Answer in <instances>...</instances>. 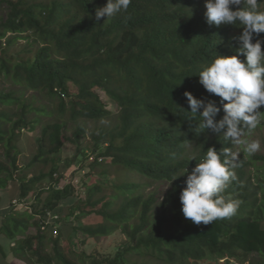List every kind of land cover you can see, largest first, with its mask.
Segmentation results:
<instances>
[{
	"label": "trees",
	"instance_id": "1",
	"mask_svg": "<svg viewBox=\"0 0 264 264\" xmlns=\"http://www.w3.org/2000/svg\"><path fill=\"white\" fill-rule=\"evenodd\" d=\"M106 3L0 0V77L25 84L49 101L59 99L57 111L46 105L34 107L15 91L0 92V105L21 106L14 112L0 108V192L19 181L21 204L38 182L50 178L55 185L60 174L56 155L65 141L78 143L85 135L79 122L110 116L115 119L112 127L101 126L91 134L94 151L99 153L89 166L110 164L150 180L169 182L170 187L161 198L157 192L141 193L137 183L114 185L118 194L126 195L125 201L114 210L112 201H107L98 210L105 223L98 225L81 224L72 216L96 206L92 196L99 185L71 188L73 196L67 188L54 190L44 199L45 205L37 197L31 213L29 207L21 209L13 201L11 206L17 208L10 209L7 201L3 205L0 193V233L15 240L12 253L28 264H264V172L251 174L245 158H239L231 169L236 178L222 193L238 202L232 216L197 225L183 216L180 203L187 174L208 148L219 152L233 145L211 130L199 128L200 119L192 118L184 93L213 102L220 108L216 121L222 119L221 98L207 92L198 72L216 55H236L234 38L243 29L210 26L205 0H131L126 13L97 21L96 9ZM25 32L33 41L11 53L15 40ZM255 39L264 41V33L253 42ZM98 86L108 100L95 92ZM260 110L264 121V106ZM42 115L50 120L44 123ZM67 119L75 124L73 138L65 135ZM39 124L43 125L36 154L27 168L37 162L52 167L27 178L18 163V142L23 130ZM253 159L264 161V155L255 154ZM71 165L72 161L65 166ZM58 202L70 204L71 212L65 219H57L55 234L42 229L39 217L46 209L56 213ZM30 225L36 229L33 234L27 232ZM119 227L130 242L114 254L86 249L88 240ZM0 251H4L1 243ZM139 257H149L152 262Z\"/></svg>",
	"mask_w": 264,
	"mask_h": 264
},
{
	"label": "clouds",
	"instance_id": "2",
	"mask_svg": "<svg viewBox=\"0 0 264 264\" xmlns=\"http://www.w3.org/2000/svg\"><path fill=\"white\" fill-rule=\"evenodd\" d=\"M130 3L131 0H107L106 5L97 7L95 18L100 21L104 17L108 19L126 13ZM262 6L264 0H205V17L210 26L227 24L243 29L242 34L234 38L238 43L236 55H216L198 72L200 83L207 92L221 98L222 119L216 121L220 108L213 102L197 99L191 92L184 93L192 118L200 119L199 128L211 130L234 145L243 144V151L249 155L259 150L260 143L242 140V137L260 123V109L264 106V41L255 39L253 42L264 33ZM241 55L244 60L240 59ZM237 157L238 153L229 148L224 147L218 152L215 147H210L191 172H185L188 174L186 186L180 193V203L186 219L197 225H209L235 213L238 202L222 193L236 178L231 169L237 166Z\"/></svg>",
	"mask_w": 264,
	"mask_h": 264
},
{
	"label": "rangeland",
	"instance_id": "3",
	"mask_svg": "<svg viewBox=\"0 0 264 264\" xmlns=\"http://www.w3.org/2000/svg\"><path fill=\"white\" fill-rule=\"evenodd\" d=\"M205 8V6H204ZM206 10V8H205ZM7 35H10L8 33ZM29 33L25 32L20 36V38L16 39L14 42V48L11 53H16L17 49H24L28 42L33 41L32 37L27 39L26 37ZM26 36V37H25ZM6 41V38L3 39V43ZM72 91L76 90L74 84H70ZM95 92L99 93L104 100H108L106 94L103 92L102 88L99 86L96 87ZM10 91H15L17 95H20L21 99L25 100L26 102L34 104L35 106H42L46 105L49 109H57L58 111V104L59 99L54 98L52 101L47 100L44 96H42L39 92L30 89L25 84H19L14 82V80L7 79L0 77V92L6 93ZM0 108L7 109L11 112L20 110V104H1ZM68 108V106H67ZM31 117L35 116V112H31ZM42 121L47 123L50 119L42 115ZM70 116L66 113L65 118H69ZM68 122V129H65V135L68 138H73V130L75 128V124L72 120L67 119ZM43 123V124H44ZM34 125L30 130H23L22 136L18 142L20 154L18 163H20V167L25 170L28 174V177H32L34 174L38 173L40 170L44 169V171L48 172L52 167V164L49 163L47 165H42L40 162L32 165L31 167L27 168V165L31 162L36 154V145H37V138L40 136V132L42 129V125ZM115 124L114 116L106 117L101 120L97 121H81L79 125H84L86 132L84 137L81 138L80 142H72V141H65V144L56 155L59 157L60 160V171H59V182L62 187H65L69 190L70 195H74L75 193L71 188H78L81 187L82 184H85V187H90L92 185H99L101 188L97 190L93 196L92 201H97L95 207L89 206L86 208L88 212L81 213L75 212L73 214V218H75L79 223L84 225H98L100 223H105L104 217L98 213V210H101L104 205H106L107 201H112L111 209H117L121 207L123 202L125 201L126 195L123 193L117 192V189L114 185H121L125 182H132L139 184V190L143 194H148L150 192H157L158 196L163 198L166 191L170 187V183L166 181H156L150 180L149 178L144 177L140 173L132 172V171H125L124 168L117 167V166H110V164L106 166H89L93 161L94 158L97 156L99 152L94 151V145L91 140V134L93 131L97 130L101 126L112 127ZM242 140L251 141L257 140L260 143V148L254 154H246L243 149L244 145H232L231 151L238 153L236 164L239 158L243 157L249 162V166L247 169L251 172V174L259 172L262 174L264 172V161L262 160H255L253 159L254 155H264V121L262 118L260 119V124L251 131V133L245 132V135L242 137ZM80 151L82 152H79ZM103 150V149H102ZM192 148H189L188 151L190 152ZM190 153H196L195 150H192ZM72 161V165L68 168L66 167V163H70ZM92 169V170H91ZM91 172V173H90ZM19 181L11 182L7 188L1 190V195H3V205L6 203L9 205L10 209H14L17 207L28 208L31 213V205L34 201H36L37 197L42 199V205H45V198L46 196L53 195L54 190H57L56 186L52 184L50 178H46L36 184V186L31 190L29 196L27 197L26 201H23L21 204L16 206H11V201L13 202H20V185ZM65 190V189H64ZM118 194V196H116ZM56 201V199H54ZM76 200V199H75ZM74 200V201H75ZM70 204H62L58 202V206L56 208V213L59 214V217L65 219L68 214L71 212V208H69ZM9 210V209H8ZM17 212V211H15ZM14 212V213H15ZM17 215V213H15ZM70 215V214H69ZM133 223V221H130ZM28 233H35L36 229L33 226H28L27 229ZM82 235V234H81ZM5 236V235H4ZM84 237V235H82ZM66 237V236H65ZM5 238V237H4ZM4 238H2L4 240ZM7 238V237H6ZM1 239V241H2ZM8 239V238H7ZM5 239V242L6 240ZM13 240L11 242H14ZM67 241L63 240V242ZM4 242V241H3ZM130 242L129 235L124 231L122 227L117 228L113 233L109 235H100L96 237V239L88 240L86 244V249L90 248L91 251L96 248L99 252L103 253V255L114 254L117 251L119 246H124ZM16 245V244H15ZM4 246V245H3ZM5 250L10 249L7 245L3 247ZM11 250V249H10ZM23 255L21 254L20 257ZM132 259L138 260L136 257L132 256ZM141 260H147L152 262L149 257H139ZM23 260V259H22ZM28 260V259H27ZM25 261V260H24ZM24 264H28L26 261L22 262Z\"/></svg>",
	"mask_w": 264,
	"mask_h": 264
},
{
	"label": "crops",
	"instance_id": "4",
	"mask_svg": "<svg viewBox=\"0 0 264 264\" xmlns=\"http://www.w3.org/2000/svg\"><path fill=\"white\" fill-rule=\"evenodd\" d=\"M2 238H4V240ZM1 239H2V241H1ZM5 239H7L6 236H4V234L0 233V243H1V245L2 246L4 245L3 247H5V245H7L11 249L12 246L15 245V243L11 244V242L13 240H11L9 238L5 242ZM10 249H7V250L4 249V251H0V264H24L22 262H25V261L20 259V258H18L17 256H15V254H13L12 250H10ZM4 253H5V256H4Z\"/></svg>",
	"mask_w": 264,
	"mask_h": 264
},
{
	"label": "built area",
	"instance_id": "5",
	"mask_svg": "<svg viewBox=\"0 0 264 264\" xmlns=\"http://www.w3.org/2000/svg\"><path fill=\"white\" fill-rule=\"evenodd\" d=\"M61 183H56L55 186L57 190H63L65 187L60 185ZM14 204H20L19 202H14ZM42 225V229H49L53 233H57L56 221L60 219L59 214H56L52 210L46 209L45 213L39 217Z\"/></svg>",
	"mask_w": 264,
	"mask_h": 264
}]
</instances>
